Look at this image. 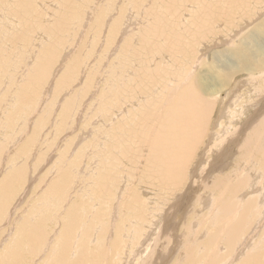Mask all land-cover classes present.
I'll return each mask as SVG.
<instances>
[{
    "label": "bare ground",
    "instance_id": "1",
    "mask_svg": "<svg viewBox=\"0 0 264 264\" xmlns=\"http://www.w3.org/2000/svg\"><path fill=\"white\" fill-rule=\"evenodd\" d=\"M37 1L38 0H4L2 4L0 3V29L2 30V26H4L6 27L4 31L7 30L8 27L14 28L16 25H21L16 21L18 17L19 20L23 19L26 21L30 19V13L42 12L43 15L47 14L49 17L45 22L40 20L43 31L35 30L37 36L35 39L32 36L37 44L35 48L38 49L39 46L42 47L39 48L41 49L39 52L40 55L38 54L39 56L37 53L35 55V52L38 51L34 49L28 60V66L30 63L33 65L36 63L35 66L32 65L36 68V73L33 72L32 66V68L29 66L27 72L26 70H20L21 72H19V75L23 72L21 76L22 81H20L21 83L19 82L20 84L17 85L18 87L16 86L17 91H15L16 89L14 88L15 90L12 92L11 103L9 104L10 108L4 107V111H1L2 113L0 112L2 115L6 112L5 118L1 115L4 119H2L3 123L0 124H3V126H5L4 128L12 134L18 122V118L20 119V117H22L21 120H23L24 115L28 116V113H31L38 104L41 103V96H39L40 89L44 85L45 79L51 80V78L49 79L46 77L51 70L50 66L55 58H64L65 54H67L66 52H68L67 50H69L68 48L70 45L65 48V45L68 44L63 43L72 35L70 32L71 29L77 25L85 30L89 26L90 29H87L89 31L87 32L91 33L96 39L98 35V39L101 38L103 40V37H105L104 30L100 26L101 23H95L93 21L95 25H89L91 17H89V11L87 10L99 5L97 0H39L41 7L46 9L33 7ZM119 1L120 0H114V4L112 3L113 10L115 8H117L116 11L118 10L119 19L112 25L110 24L111 27L109 26L110 30L107 34V41L105 40L104 43L102 42V46H104L102 54L107 52L109 54L107 55V59L108 57L110 58L109 71L107 70V76H109V78H106L107 81L104 80L105 84L101 92L102 100L99 101L100 105H98V111L95 110L97 113H94L95 116L92 119H89V117L85 123H87L88 120H90V123L84 126L89 128V124L92 125L93 122H100L102 124L99 141H96L97 144L92 141V143H90L92 148L89 147V149H87L89 154H94L95 149L93 148L96 147L99 155L94 159L101 163V167L99 168L100 171L96 169L94 173V175L97 173L100 175L90 180V184H93L95 188L91 190L90 188L88 189L87 195L89 201L92 203V205L89 204V206L95 207L101 203L108 205L109 199H111V207L112 209L115 208L116 217L110 224L114 225L119 217L123 215L122 220L125 222V227H123L121 221V238H131L132 241L128 242L130 247L132 242L137 239V236L138 239L136 241L138 242L137 244L134 243L135 245L132 247L141 243V236L148 238L154 234L163 220L164 211L166 215L173 217L171 218L173 219L171 224L169 219L164 218V222L159 229L160 233L157 235L158 237H163L161 243L163 247L156 250L157 252L154 253V264H264V234L259 238L257 237L258 232L262 231L260 228L264 225V63H261L260 60L258 64L244 66V68L241 69L240 67L235 68L233 73L237 72L238 74L236 76L233 75L235 81L233 79V81L229 83L232 74L229 72L222 74V72L216 70V64H219L222 69L223 65L220 59L215 60L214 70H212L216 78L215 88H218L215 90H213L214 88L209 90L205 87V79L208 72L205 74H201V71L198 72V68L204 64V58H209V45L214 44L213 40L216 38L222 39L221 35L223 34L221 33V27H225L224 29L230 31L229 34H225L229 36L231 33L234 34L233 29L236 27L234 25V20L238 23L237 20L239 19L241 25L238 26L242 27L244 23V27L252 26L255 24L254 20H257L258 16L260 18L264 16V0H246L248 2L240 0H122L121 6L118 4ZM91 2L95 3L93 4ZM100 2L103 9H106L104 4L105 0H100ZM250 2L253 3L250 4ZM25 3H27V5ZM110 4L107 3L109 7L112 5ZM29 5L30 7L28 8ZM52 5L54 9L50 10V6ZM103 9H99L98 11L94 10L93 13L94 16L97 19H101V21L105 20ZM253 9H255V18L240 16L241 12H250ZM91 12H93V10ZM112 12L110 14H112ZM94 16L93 18H95ZM236 16H239V18L235 19L234 17ZM261 21L263 22L264 20ZM102 25L105 26L104 23H102ZM24 26L25 25H23V27ZM80 28L74 27V29ZM237 28L235 30H237ZM263 28L264 22L262 26H256L251 32L240 39V42H238L236 38V41H233V39L228 40V38L225 39L227 41H224L229 43L227 47H231L236 43H240V46H244V44L250 46L256 43L251 42L252 44H250V40L255 41L258 39V36L260 39V35L257 33H261ZM218 31H220V34H218ZM224 31L225 30L222 32ZM66 32H70L71 35L67 37L68 34ZM13 34L15 35V33ZM76 34L78 36L81 33L77 32ZM0 36L1 39H6V36ZM239 36H243V34ZM17 39H24V37L16 35L15 38L10 41L7 38L4 48L7 49V47H10L11 49L14 46L15 49H17V45L21 42L20 40L18 43L19 40ZM220 39H218V41ZM70 43L72 46L74 45L72 42ZM94 43H97V41ZM93 45L94 44H92V46ZM106 45H108L107 49L105 48ZM249 46L248 48L244 46L243 50L235 49V47L222 51L220 52V58L235 56L242 59H251V56H254L255 53H251ZM61 50L62 53L60 54ZM74 51L75 50H72L71 53ZM74 54L77 55L71 59L73 60L72 62L69 60L68 69L65 71L67 74L65 77L61 75L62 77L59 79L58 84L60 83L61 89L65 87L68 81L65 80V78L67 77L69 80L74 79V74L79 70L76 64H78L80 56H78V52ZM100 54L99 52V55ZM262 55L263 54H259L260 58H262ZM70 57L71 55L66 57V59H70ZM192 57L193 59H191ZM241 63L243 62L241 61ZM25 66L24 67L27 68V65ZM256 67L258 71H252ZM240 72L244 73L241 74ZM50 73L52 72L50 71ZM10 78L11 77L6 74L3 80L5 82ZM14 79L17 78L15 77ZM52 83L54 84V80H52ZM11 86H15V84L13 85L11 82ZM8 88L9 85L6 93H9L11 90ZM67 91L69 92V88ZM210 91L211 93L208 95ZM254 91H256L254 95L255 98L251 102H248V106L244 100L245 93L248 92V94H253ZM10 93L9 95H11ZM62 93L60 95H62ZM54 94H56V92ZM21 96H25L27 102H22ZM54 96L57 97V95ZM6 97L8 98V96ZM211 97L214 98L213 102H210ZM9 98L7 99L8 101ZM6 99L4 101H6ZM54 99L49 101L53 100L57 103L58 101ZM44 100L46 102V99ZM44 100L42 102H44ZM72 100L74 101L75 99L72 98ZM3 104L0 103V109L5 105ZM62 104L64 105L66 102L64 103L63 101ZM92 104H94L93 106L91 105L92 108L97 107V102L94 101ZM43 105L44 104L41 106L42 109L44 108ZM65 106L67 107V104ZM73 106H71L72 108L70 107V110L73 109ZM129 106L132 107L130 108ZM67 109L69 108L67 107ZM48 110L50 109L48 108ZM241 110L243 112H248L250 115L248 116L246 114L248 117L244 119L245 114H237L238 111ZM13 113H17V115L11 118ZM65 113L68 114V112ZM69 114L70 116L68 117H71V112ZM76 115L72 117L74 118ZM84 117H86V115ZM84 119L85 118H83V120ZM73 120L75 123L76 120ZM43 122L45 121L43 120ZM74 123H72V125ZM74 126L69 127L72 128ZM231 128L235 130L233 129V132L230 133ZM84 131H86V128ZM77 132L75 134H77ZM17 139H19V137L15 140H11V144L15 143ZM31 139H28L29 145ZM6 140L8 141L7 138H5V141H2L6 143ZM19 140L21 141V139ZM33 140L34 139H32V141ZM2 141L0 142L1 144L4 143ZM211 144L213 145L210 147ZM221 144H223L222 147ZM136 146H138V148L133 151ZM217 146H219L218 149H216ZM21 148L24 151H22ZM25 148L27 147L24 146L23 148L21 146V151L19 153L24 154L22 152L30 149ZM35 151H39L37 146ZM35 151L34 153H36ZM14 152L16 153V150ZM202 153L204 157L202 160H199V155L201 156ZM233 154H236L234 162H227L226 160L228 157ZM10 156L11 154L9 157ZM15 156L13 155L12 158ZM62 156H64V154ZM17 157L19 158V156ZM9 159L10 162L13 160H11V158ZM76 159L78 160L79 157ZM16 160L19 161V159ZM198 160L200 161L199 163ZM7 161L5 159L6 163ZM18 163L20 164V162ZM205 165L206 167L204 169ZM2 169L3 168L0 170ZM3 170L5 172V169ZM26 170L27 169L22 167L20 170L21 172L15 171L10 174L8 171V175L4 173L6 176L0 181L1 218L4 216L3 212L7 210L8 200L15 195L16 187L19 181L23 179ZM136 170L140 172L139 178L137 177L138 179L132 177L133 171L137 172ZM148 170L150 171V175H148ZM1 174L2 173H0V178L4 175ZM70 178L71 171L69 168H66L64 172L61 171L59 179L52 181L53 183L47 184L46 189H53L55 192H66L67 184L71 180ZM189 178H195V180L193 179V189L195 188L197 193L194 190L188 193V206L184 207L182 210L179 209V206L182 205L180 201H183V198L181 199L180 194H178L180 200H177L172 205H165L162 208L165 203L167 204L168 199L173 194L178 193L179 190L187 185V180ZM131 181L132 183L130 184ZM76 186L78 185L76 184ZM130 186H139V190L143 188L145 195H147L146 197H149L146 198L142 195V197L135 196L134 194V197L131 195L132 203L128 201L127 204H125ZM184 189L183 191H185ZM189 189L190 187L187 188L188 191ZM90 192L91 195L88 194ZM154 192L159 194L157 202H159V200L161 202L163 201L161 207L152 206L153 204L151 205V198H156V195L153 196ZM139 193L143 194L140 191ZM72 195H74V193ZM161 202H159V205ZM126 205L127 209H124ZM18 208L15 209L17 210ZM87 208V205L82 207L73 206L71 211L72 214L70 211L67 214L69 220L67 228L64 229L63 237H65V239L60 247V264H123L124 262L126 264L125 257H121L123 250L122 240L120 239V241L117 237L115 242L114 240L112 241L115 245L111 244V242L108 243L107 238H112L113 232L111 233L104 224L100 226V229L97 227L100 232H98V237H95L98 240L96 245L99 251L91 254L88 253V249L91 248L90 246L92 245L91 241L94 240V231L91 233L92 236L89 240H86L84 235L80 233L79 235L81 236L77 237V233L80 232L79 228L83 227L81 230H84V227L90 223V218H88L89 223L82 221V214ZM161 208L162 210H160ZM116 209H121V211H117L116 213ZM90 210H92V208H90ZM79 211H82L81 215ZM187 211L191 213L192 216L186 218L188 215ZM91 212L92 211H89V213ZM181 212H184V215ZM6 213L7 212H5V214ZM89 213H86V216H89ZM104 213L105 212L101 209L95 216V220L97 218L100 219ZM36 215L37 214H34L33 216ZM17 216L19 217L16 219L20 220L21 215L17 214ZM33 216L29 217V221L24 220V222L21 220L23 223H21V226L18 228L19 236H17L18 238H16V241L13 240V245L4 244L5 236L1 237L3 244L0 247L2 249L5 248L7 254L0 257V264L31 263V253L26 256L19 251L20 248L22 249L28 246L31 247L32 250L35 245L43 244L41 251L47 254L51 246L56 244L57 237L62 235L63 229H61L62 232L58 231L59 234L55 226L49 236L45 238L42 221H34L38 216ZM11 218L13 220V216ZM17 220L16 222H18ZM102 221L105 222L106 220L102 219ZM109 221L110 219L107 222ZM20 222L17 224H20ZM59 224L61 225L62 223ZM10 226L12 225L10 224ZM25 227L29 228L22 231ZM166 228L168 230L164 233L163 231ZM247 228H249L248 233L252 231L255 235H251V233L247 234ZM14 230H17V225L7 228L6 231L9 232V234H7L10 235L12 234L11 231ZM117 231L119 230L117 229ZM136 233H138V235H136ZM203 235H205L203 238L207 235H209V238H205V241V239L201 238ZM51 236H54L52 240H50ZM14 237L15 235L13 238ZM115 237L116 236H114V238ZM96 245L93 244L95 247ZM107 245H109V247ZM157 245L155 244V246ZM79 247H81L79 250L81 252L80 255L77 257L74 256L76 259H72V254H75ZM144 247L145 246H143L142 249ZM133 250L134 248H132V251L130 250V253L139 252L137 248L135 249L137 251ZM140 251H142L143 254L141 248ZM42 252L40 253L42 254ZM135 255L137 256L139 254ZM151 255H149L148 260L151 259ZM173 256L174 259H172ZM44 257L45 254L42 255L41 261H43ZM137 257L141 258L142 256L140 255ZM231 257L233 258L232 260ZM33 264H36L35 261Z\"/></svg>",
    "mask_w": 264,
    "mask_h": 264
},
{
    "label": "rangeland",
    "instance_id": "2",
    "mask_svg": "<svg viewBox=\"0 0 264 264\" xmlns=\"http://www.w3.org/2000/svg\"><path fill=\"white\" fill-rule=\"evenodd\" d=\"M2 1H4V0H0V3L2 4ZM98 1V3H99V5H97V6H94L93 8H91L92 10H93V12H91L92 10L90 9H88L87 11H89V17H91L90 19V23H89V25L90 26H94L95 24L93 23V21L96 23V22H98V23H101V27H102V29L104 30V34H105V37H103V40L101 39V38H99L98 39V37H99V35H98V37H97V39H96V37H94V36H92V34L91 33H88L89 31V29H90V27L88 26L85 30H84V28H80L79 26H74L75 28H80V29H74V27L71 29V33H72V35H71V33L70 32H66L67 34V37H69L70 35V37L69 38H67V40H65L64 41V43L63 44H68V45H65V48H67L69 45V50H67L68 52H66L67 54H65V56H64V58H55V60L52 62V64H51V66H50V71L52 72V73H50V71H49V74H48V76L46 77V78H51V80H48V79H45V82H44V85L41 87V89H40V92H39V96H41L40 98H41V100L43 99H46V102H45V100H44V102H42L41 100H40V102L42 103V104H44L43 106H44V108L42 109V104L41 103H39L38 104V106L30 113H28L29 115L28 116H26V115H24V118H23V120H21L22 119V117H20V119L18 118V122L16 123V127L14 128V132H13V134L11 133V132H9L6 128H4L5 126H3V124H0V142L2 141V140H4L5 141V138H7L8 139V141L6 140V143L4 142V141H2V142H4V143H0V159H2V160H0V167L1 168H3V169H5V172H4V170L2 169V170H0L1 172L0 173H2V174H4V173H6L7 175L9 174V172H10V174H12V172H21L20 170H21V168L22 167H24L25 169H27L26 170V172H25V175H24V177H23V179L22 180H20L21 181V183H20V181H19V183H18V186L16 187V192L14 193L15 195H13L12 197H10V199L8 200V205H7V210L6 211H4L3 212V214H4V216H2V218L0 219V241L2 240L1 239V237L2 236H5L4 237V244L6 243L7 245H9V244H14V241H16V238H18L17 236H19V232H18V228L21 226V223H23V221L24 220H27V221H29V217L30 216H33L34 214H37L36 216H33V217H37L36 219H34V221H42V228H43V231H44V233H45V238L46 237H48L49 236V234L54 230V228H55V226H56V230H57V232L59 231V232H62L61 231V229H63V233H62V235L61 236H59V237H57V241H56V244H53L52 246H51V249H50V251L46 254V252H42L41 250H42V245L43 244H37V245H35L33 248H32V250H31V247H28V246H26V247H24V248H20L19 249V251L20 252H22L23 254H25L26 256L27 255H30V253H31V255L33 256V258H32V256H31V258H30V260H32L31 261V263H27V264H33L34 263V261H35V263L36 264H60V247L62 246V243L64 242V239H65V237H63V234H64V229L65 228H67V223H68V220H69V218H68V216H67V214H68V212L70 211V213H71V211H72V208H73V206L75 207H82V206H86L87 205V209H86V211L82 214V211H79V213H80V215L82 214V221H85V222H88L89 223V221H90V223L88 224V225H86L85 227H84V230H81V229H83V227H81V228H79L80 229V232H78L77 234H78V236L77 237H80L82 234L84 235V238L86 239V240H89V238L92 236L91 235V233L94 231V236H93V238H94V240H96V241H91V248H89L88 249V253L89 254H91V253H96V252H98L99 251V248H97V245H96V243H98V240L96 239L97 237H98V235H99V233L98 232H100L99 231V229L101 228L100 226L102 225V224H104L105 226H107L108 227V229H109V231H111V233H112V238H107V242L108 243H110L111 242V244H113V245H115V243H112V241L114 240V242L116 241L115 239H117V237H118V239L122 242V256L121 257H125V261H126V264H128V262H129V264H154V261H155V254L154 253H156L157 251L156 250H159V249H161L162 247H163V244H161L162 243V240H163V237H158V235H159V233H160V228H161V226H162V223L164 222V218H167V219H169L170 220V224H171V222L173 221V219H171V218H173V217H171V216H169V215H166V213H165V211H164V216H163V220H162V222L160 223V226L158 227V229L155 231L156 232V234H155V232H154V234L151 236V237H142L141 236V240H140V242L142 243H138V245L140 246H135V247H132V246H134L135 244H137V242L138 241H136L137 239H138V236H137V239H135V241H133L132 242V245H131V247H130V244L128 243V242H131L132 241V239L131 238H121V221H122V225H123V227H125V222H123V215H121V217H119V219L115 222V224L114 225H111L110 224V222H112L114 219H115V208H113L112 209V207H111V199H109V203H108V205L107 204H103V203H101V204H99V205H96L95 207H91V206H89V204H91L92 205V203L89 201V197H88V195H87V192H88V189L90 188V190L91 189H94L95 188V186L93 185V184H90V180H93L94 178L93 177H95V178H97L99 175H98V173L96 174V175H94V173L96 172V169H97V171L99 170V168L101 167V163H100V161H95V159L94 158H96V157H98V155H99V152H97V148L96 147H94L93 149H95V152H94V154H89V152H88V150L87 149H89V147L90 148H92L91 147V144L90 143H92V141H93V143L95 142L96 143V141H99V135H100V131H101V129H102V124L100 123V122H93L92 123V125L91 124H89V128L86 126V127H84L85 125H88V123H90L89 121L90 120H88V122L87 123H85L86 121H87V119L89 118V119H92L94 116H95V112L96 111H98V105H100V103H99V101L100 100H102V96H101V92L103 91V86H104V84H105V81H107V79L109 78V76H107V74H108V71H109V66H110V62H109V57H108V59H107V55H109L107 52L105 53H103L102 54V52H103V50H104V46H102V44L105 42V40L107 41V34L109 33V30H110V24L112 25L114 22H116V21H118V19H119V14H118V10L116 11V9L117 8H115L114 10H113V8H112V6H113V2H114V0H105V8L106 9H103V7L101 6V2H100V0H97ZM122 0H120L119 1V5L121 6V4H122V2H121ZM240 1H243V2H248V1H246V0H240ZM108 4H110L111 5V7H109L108 5H107V3ZM91 3H93V2H91ZM95 3V2H94ZM93 3V4H94ZM253 2H250V4H252ZM26 5H27V3H25ZM93 4H90V5H93ZM107 5V6H106ZM30 7V5L28 6V8ZM33 7H37V8H44V7H41V4H40V1L38 0L37 1V3L35 4V5H33ZM48 7V6H47ZM51 7V9L50 10H53L54 9V7H53V5L52 6H50ZM101 7V8H100ZM110 10V12H109V10ZM44 9H46V8H44ZM99 9H103V11H104V19L105 20H102L101 21V19H97L95 16H94V10H99ZM113 11V12H112ZM109 12V13H108ZM112 12V14H110ZM115 12V13H114ZM239 12V11H238ZM40 13H41V15H40ZM85 13V12H84ZM110 14V15H109ZM45 15V16H44ZM43 15V13L42 12H34V13H30V19H28V20H23V19H20V20H22V21H20L19 20V17H18V19H17V17H16V21L17 22H19L21 25H16L14 28L13 27H8L7 25V30H5L4 31V29H6V27H4V26H2V30L0 29V35H4V36H6L5 38V40L7 41V38H8V40L10 41V40H12V39H14L15 38V36L17 35H21L22 37H24V39H17V40H19L18 41V43L20 42V40H21V42L17 45V49H15V47L13 46L11 49H10V47H7V49L6 48H4L5 47V40L2 38L1 39V36H0V85H1V87H2V85L3 84H6V85H3V87L0 89V101H2V102H0L1 104H3V102H4V106L0 109V112L2 111H4V109L5 108H10V103H11V97H12V92H13V90H15V91H17V85L18 84H20L21 82L20 81H22V78H21V76H22V73H21V75H19L20 73L19 72H21L22 70L23 71H25L26 70V72H27V70H28V68H29V66L31 67L33 64L32 63H30V65L28 66V64H29V62H28V60H29V57H30V55H32V52H33V50L35 49L36 51H38V52H35V55H36V53H37V55L39 54L40 55V51H41V49H39V48H42L41 46H39L38 47V49H36L35 47H36V42H35V38H36V32H35V30H42L43 31V27H42V25L40 24V20H42L43 22H45V20H48V15L47 14H44ZM47 15V16H46ZM92 15V16H91ZM255 15V9H253L252 11H246V12H244V13H240V16L241 17H246V18H255L256 16H254ZM3 16V15H2ZM39 16V17H38ZM43 16H44V18H43ZM93 16L95 17V18H93ZM258 16V15H257ZM41 17V18H40ZM43 18V19H42ZM93 18V19H92ZM232 18V17H231ZM235 19H237V18H239V16L237 17H234ZM264 18V16H262L261 18L258 16L257 17V20H254L255 21V24H253L252 26H249V27H244V25H245V23L242 25V27L241 26H238V25H241L240 24V21H239V19L237 20V22L238 23H236L235 22V20L234 19H232V20H234V25L236 26H234V27H232V28H234L233 30H234V34H230L229 36H227V35H225V34H229L230 33V31L228 32L227 31V29H224L225 27H221V33L223 34V35H221V37H222V39H220V38H218V39H220L219 41H218V39L216 38L215 40H213L214 42V44H211V45H213V46H211V45H209V47H208V49H210L209 50V52H210V54H209V58L207 59H205L204 58V64L202 65V66H200L199 68H198V72L199 71H201V74H205V73H207V77H206V79H205V81H206V89H209V90H211L212 88H214L213 90H215V89H218V88H215L216 87V78H215V76L213 75V73H212V70H214V61L215 60H218V59H220L221 60V63H222V65H223V69H222V67L221 66H219V64H216V70H218L219 72H222V74L223 73H227V72H229L230 74H232V77L230 78V81H229V83H231L232 81H233V79H234V77H233V75L234 76H236L238 73L237 72H235V73H233L235 70V68H237V67H240V69L241 68H244V66H249V65H252V64H258V62L261 60V63H264V41H262V40H264V28H263V30L261 31V33H257L258 35H260V39H259V36H258V39H256L255 41L254 40H250V44H252L253 42H256V43H253L252 45H248L250 48H249V50L251 51V53H255V55L254 56H251V59L250 58H245V59H242V58H238V57H235V56H231V57H229V58H226V57H222V58H220V52H222V51H225V50H229V49H233V48H235V49H240V50H243L244 49V46L245 47H247L248 48V46L246 45V44H244V46L242 45V46H240V43L239 44H234V45H232L231 47H227L228 46V44L229 43H226L225 41H227V40H225V39H227L228 38V40L229 39H233V41H236L237 39V41L238 42H240V39H242L244 36H246L249 32H251L256 26H259L260 27V25L262 26V23L264 22H262L261 20H264L263 19ZM113 19V20H112ZM19 20V21H18ZM99 20V21H98ZM111 20V21H110ZM226 20H228V21H230L229 19H226ZM101 21V22H100ZM261 24H260V23ZM93 23V24H92ZM102 23H104L105 24V26L104 25H102ZM249 24V23H248ZM1 25V24H0ZM23 25H25L24 27H23ZM110 26V27H109ZM20 28V29H18V28ZM237 27H241V28H237ZM223 28V29H222ZM237 28V30H235ZM244 28V29H243ZM246 28V29H245ZM18 29V30H17ZM23 29V30H22ZM88 29V30H87ZM239 29V30H238ZM84 30V31H83ZM223 30H225L226 31V33H225V31L224 32H222ZM232 30V31H233ZM16 31V32H15ZM83 31V32H82ZM88 31V32H87ZM245 31V32H244ZM23 32V33H22ZM77 32H80L81 34L80 35H78L77 36ZM219 32V33H218ZM217 33L218 34H220V31H218ZM244 32V33H243ZM9 33V34H8ZM13 33H15V35L13 34ZM18 33V34H17ZM22 33V34H21ZM70 33V34H69ZM75 33V34H74ZM87 33V34H86ZM8 34V35H7ZM240 34H243V36H239ZM262 34V35H261ZM86 35V36H85ZM224 35H225V37H224ZM32 36H33V38H32ZM76 38H74V37ZM91 36V37H90ZM232 36H233V38H232ZM14 37V38H13ZM71 37H72V39H71ZM83 37V38H82ZM94 37V38H93ZM224 37V38H223ZM230 37V38H229ZM88 40H87V39ZM91 38V39H90ZM235 38H236V40H235ZM83 39V40H82ZM93 39V40H92ZM95 39V40H94ZM71 40H73V41H71ZM76 40V41H75ZM86 40V41H85ZM102 40V41H101ZM225 40V41H224ZM258 40V41H257ZM260 40V41H259ZM14 41V40H13ZM12 41V42H13ZM66 41H68V42H66ZM76 43H75V42ZM82 43H81V42ZM96 42L97 41V43H94V42ZM99 41V42H98ZM117 41L119 42V40L117 39ZM70 42H72L74 45V47L72 46V44L70 43ZM88 42V43H87ZM90 42V43H89ZM103 42V43H102ZM209 42V41H208ZM210 42H212V41H210ZM218 42H221V43H217ZM252 42V43H251ZM258 42V43H257ZM2 43V44H1ZM88 44V45H87ZM92 44H94L93 46H92ZM34 45V46H33ZM44 45V44H43ZM77 45V46H76ZM99 45V46H98ZM220 45V46H219ZM45 46V45H44ZM43 46V47H44ZM79 46V47H78ZM97 46H98V49H97ZM210 46H211V48H210ZM225 46V47H224ZM253 46V47H252ZM258 46V47H257ZM18 47H20V48H18ZM77 47V48H76ZM107 47H108V45H106V49H107ZM255 47V48H254ZM63 48V47H62ZM100 48V49H99ZM114 48V47H113ZM103 49V50H102ZM112 49V48H111ZM110 49V50H111ZM66 50V49H65ZM64 50V51H65ZM72 50H75L73 53H71V51ZM98 50V51H97ZM100 50V51H99ZM108 50H109V48H108ZM2 51V52H1ZM63 51V52H64ZM93 51H94V53H93ZM96 51V52H95ZM78 52V56H80V59H79V62H78V64H76L77 66H78V69L79 70H77V72L74 74V79H68L67 77L65 78V80H68L67 82H66V85H65V87L63 88L62 87V89H61V87H60V83L58 84V82H59V79L62 77V76H64L65 77V75L67 74V73H65V71L68 69L67 68V66L69 65V63H70V61L69 60H71L72 58H74L77 54H74V53H77ZM99 52L101 53L100 55H99ZM62 53V50H61V52H60V54ZM213 53V54H212ZM259 54H263L262 55V58H260V56H259ZM27 55V56H26ZM38 55V56H39ZM71 55V57H70V59L68 58V59H66V57H68V56H70ZM106 55V56H105ZM26 56V57H25ZM112 56V55H111ZM116 56V55H115ZM210 56H212V57H210ZM36 57V56H35ZM112 57H114V56H112ZM111 57V58H112ZM194 57V56H193ZM193 57L191 58V59H193ZM83 58V59H82ZM96 58V59H95ZM115 58V57H114ZM82 59V60H81ZM191 59H190V62H191ZM202 59H203V57H202ZM73 60H71V62H72ZM241 61L243 62V63H241ZM35 62V61H34ZM96 62V63H95ZM109 62V63H108ZM107 63H108V65H107ZM35 64L36 63H34V65L33 66H35ZM103 66H102V65ZM22 65V66H21ZM25 65H27V68H25L26 66ZM79 65H81V66H79ZM25 66V67H24ZM32 66V67H33ZM108 66V67H107ZM31 67V68H32ZM53 67V68H52ZM59 67V68H58ZM102 67V68H101ZM21 68V69H20ZM24 68V69H23ZM85 68V69H84ZM19 69V70H18ZM34 69H35V71H34ZM59 69V70H58ZM84 69V70H83ZM222 69V70H221ZM21 70V71H20ZM54 71V73H53V71ZM108 70V71H107ZM36 68L35 67H33V72H35L36 73ZM103 71H104V73H103ZM252 71H254V72H257L258 71V69H257V67L256 68H254ZM25 72V73H26ZM57 72V73H56ZM107 72V73H106ZM29 73H32V72H29ZM241 74L242 73H244V72H240ZM9 75L11 78H12V80H11V78L9 79V80H7V81H5L4 82V80H3V77L5 76V75ZM104 74V75H103ZM106 74V75H105ZM19 75V76H18ZM51 75V76H50ZM62 75V76H61ZM82 76V77H81ZM95 76H97V77H95ZM103 76V77H102ZM17 78V79H14V78ZM20 77V78H19ZM25 77V76H24ZM102 77V78H101ZM105 77V78H104ZM56 78V79H55ZM79 78V79H78ZM99 78V79H98ZM107 78V79H106ZM240 78V77H239ZM238 78V79H239ZM14 79V80H13ZM52 80H54V84L52 83ZM105 80V81H104ZM8 81H10V82H8ZM16 81H17V83H16ZM49 81V82H48ZM234 81H235V79H234ZM11 82H12V84L14 85L15 84V86H11ZM14 82V83H13ZM20 82V83H19ZM88 82H89V85H88ZM101 82V83H100ZM9 83V84H8ZM76 83V84H75ZM228 83V84H229ZM8 85H9V88L12 90H10L9 88V90H10V94L11 95H9V93L7 92L6 93V90H7V87H8ZM11 86V87H10ZM17 86V87H16ZM45 86V87H44ZM47 87H49V88H47ZM71 87V88H70ZM89 87V88H88ZM15 88V89H14ZM55 88V89H54ZM68 88H69V92L67 91L68 90ZM52 89H54V90H52ZM43 90V91H42ZM99 90V91H98ZM212 90V91H213ZM8 91V90H7ZM49 91V92H48ZM54 91V92H53ZM74 91V92H73ZM43 94H42V93ZM56 92V94H54ZM63 92V93H62ZM79 94H78V93ZM255 92L256 91H254V93L253 94H248V92L247 93H245V96H244V100H245V102L247 103V105H248V102H251L252 100H254V98H255ZM48 93V94H47ZM62 93V95H60ZM71 95H70V94ZM98 93V94H97ZM211 93V91L210 92H208V95ZM41 94V95H40ZM47 96H46V95ZM78 94V95H77ZM248 94V95H247ZM53 95V96H52ZM54 95H57V97L56 96H54ZM59 95V96H58ZM94 95H96V96H94ZM253 95V96H252ZM6 96H8V98H9V96H10V98H9V101L7 100L8 98L6 97ZM61 96V97H60ZM63 96V97H62ZM7 99H6V98ZM48 97V98H47ZM50 97H51V99H54L55 101H58L57 103L56 102H54L53 100L52 101H49V100H51L50 99ZM21 98V100H22V102H27V99H26V97L25 96H21L20 97ZM72 98L73 99H75L74 101H76V102H74L73 100H72ZM98 98H100V99H98ZM6 99V101H4ZM70 101H69V100ZM60 100V101H59ZM70 102V104H69V102ZM213 100H214V98L213 97H211L210 98V102H213ZM243 100V101H244ZM249 100V101H248ZM63 101H64V103L66 102V104H67V107L69 108V109H67V107L65 106L66 104H62L63 103ZM97 102V107H94V108H92L91 107V105L93 106L94 104H92V102ZM6 102V103H5ZM8 102V103H7ZM51 102V103H50ZM68 102V103H67ZM259 102V101H258ZM62 105H61V104ZM72 103V104H71ZM74 103H76V104H74ZM260 103V102H259ZM40 104H41V106H40ZM46 104H48V105H46ZM57 104V105H56ZM80 104V105H79ZM73 105H75V106H73ZM1 106V105H0ZM6 106H8V107H6ZM41 108H40V107ZM51 106V107H50ZM54 106V107H53ZM71 106H73V109H71L70 110V107ZM249 106V105H248ZM5 107V108H4ZM38 107H39V109H38ZM130 108L132 107V106H129ZM46 108V109H45ZM48 108L50 109V110H48ZM57 108V109H56ZM72 108V107H71ZM77 108V109H76ZM45 109V110H44ZM52 109V110H51ZM60 109H61V111H60ZM66 109H67V111H66ZM87 109V110H86ZM14 110V109H13ZM13 110H11V111H13ZM47 110V111H46ZM96 110V111H95ZM254 110V109H253ZM39 111V112H38ZM43 111H45V112H43ZM55 111H57V112H55ZM89 111V112H88ZM1 112V113H2ZM52 112V113H51ZM64 112V113H63ZM65 112H68V114H66ZM71 112V117L72 116H74V115H76V112H77V115L73 118L72 117V119H71V117H68V116H70V113ZM85 113V114H84ZM97 113V112H96ZM240 113H243V114H245L244 115V119H246V117H248L250 114L248 113V112H243L242 110L241 111H238V113L237 114H240ZM5 114H6V112H4L3 113V115L2 114H0V123H3V121H2V119H4L5 118ZM48 114V115H47ZM50 114V115H49ZM62 114H64V115H62ZM84 114V115H83ZM248 116H247V115ZM1 115H2V117H4V118H2L1 117ZM15 115H17V113H13V115L11 116V118L13 117V116H15ZM38 115V116H37ZM39 115H41V116H39ZM83 115V116H82ZM86 115V117H84ZM88 115H90V116H88ZM35 117V118H34ZM46 117V118H45ZM62 117H64V118H62ZM85 118L84 120H83V118ZM37 118H38V120H37ZM66 118V119H65ZM70 119V121H69V119ZM41 119H43L45 122H43V120H41ZM46 119V120H45ZM56 119V120H55ZM73 119H75L76 120V124L74 123V120ZM20 120V121H19ZM29 120V121H28ZM53 120H55V121H53ZM60 120V121H59ZM47 121V122H46ZM62 121H63V123H62ZM65 121V122H64ZM67 121V122H66ZM69 121V122H68ZM78 121V122H77ZM5 122V121H4ZM20 122V123H19ZM84 122V123H83ZM54 123V124H53ZM72 123H74L73 125H72ZM80 123H82V124H84V125H82V124H80ZM56 124V125H55ZM66 124V125H65ZM100 124H101V126H100ZM42 125V126H41ZM75 125V126H74ZM78 125H79V127H78ZM45 126H46V128H45ZM61 126V127H60ZM63 126V127H62ZM69 126H74V127H69ZM80 126H81V128H80ZM83 126V127H82ZM94 126V127H93ZM97 128H96V127ZM93 128V131H92V128ZM21 128V129H20ZM63 128V129H62ZM70 128V129H69ZM79 128V129H78ZM85 128H86V131H84L85 130ZM47 129V130H46ZM49 129V130H48ZM59 129V130H58ZM72 129V130H71ZM82 131H81V130ZM84 129V130H83ZM233 129L234 128H231L230 129V133L231 132H233ZM3 130V131H2ZM8 132H7V131ZM60 130H61V132H60ZM63 130V131H62ZM71 130V131H70ZM88 130V131H87ZM99 130V131H98ZM235 130V129H234ZM5 131V132H4ZM78 131V132H77ZM79 131H81V132H79ZM72 133V135H71V133ZM77 132V134H75ZM98 132V133H97ZM229 132V131H228ZM1 133H2V135H1ZM4 133V134H3ZM6 133V134H5ZM80 133H81V135H80ZM10 134V135H9ZM34 136H33V135ZM36 134V135H35ZM66 134V135H65ZM97 134V135H96ZM6 135H8V136H6ZM12 135V136H11ZM39 135V136H38ZM70 135V136H69ZM29 136V137H28ZM31 136H32V139H34L33 141H32V139H31ZM41 136V137H40ZM5 137V138H4ZM11 137V138H10ZM19 137V139H21V141L19 140V139H17V141L15 142V143H12L11 144V140H15L16 138H18ZM66 137H67V139H66ZM72 137V138H71ZM74 137V138H73ZM92 138V139H91ZM10 139V140H9ZM28 139H31L30 140V145H29V140ZM39 140V141H38ZM74 140V141H73ZM10 142V143H9ZM25 142V143H24ZM74 142V143H73ZM37 143V144H36ZM65 143H66V145H65ZM9 144V145H8ZM22 144V145H21ZM25 144V145H24ZM89 144V145H88ZM97 144V143H96ZM95 144V145H96ZM6 145V146H5ZM24 148V146L25 147H27V148H30V149H28V150H26L25 152H22V153H24V154H21V153H19L21 150H20V147L21 146ZM27 145V146H26ZM33 145V146H32ZM40 145V146H39ZM213 144H211L210 145V147L212 146ZM4 147V149H3V147ZM20 146V147H19ZM36 146L38 147V149H39V151L37 152V151H35L36 150ZM49 146H52V147H49ZM78 146V147H77ZM223 146V144H221V147ZM17 147H19V148H17ZM218 147L219 146H217L216 147V149H218ZM27 148H25V149H27ZM65 148V149H64ZM78 148V149H77ZM138 148V146H136L135 148H134V150L133 151H135L136 149ZM22 149V148H21ZM16 150V153L14 152ZM18 150V151H17ZM62 150V151H61ZM66 150V151H65ZM85 150H86V152H85ZM22 151H24L23 149H22ZM34 151L36 152V153H34ZM60 151V152H59ZM199 151V150H198ZM215 151V150H214ZM2 152V153H1ZM11 152V153H10ZM9 153V154H8ZM15 153V154H14ZM18 153V154H17ZM75 153V154H74ZM199 153V152H198ZM11 154V156L9 157V155ZM17 154V155H16ZM21 154V155H20ZM64 154V156H62ZM15 156V157H13L12 158V156ZM24 155V156H23ZM31 155H32V157H31ZM94 155V156H93ZM4 156H5V159H6V161H7V159H8V161L10 160L9 158H11V162L9 161H7V163L5 162V159H4ZM17 156H19V158L17 157ZM8 157V158H7ZM26 157V158H25ZM31 157V158H30ZM39 157V158H38ZM58 157H60V158H58ZM77 157H79V159L77 160L76 158ZM199 160H202V158L204 157L203 156V153L201 154V156L199 155ZM235 157H236V154H233V155H231V156H229L228 157V159L226 160L227 162H229V163H233L234 162V159H235ZM19 159V161L18 160H16V159ZM88 158V159H87ZM16 160V162H15V160ZM30 159V160H29ZM44 159V160H43ZM82 160V161H81ZM198 160V163L200 162ZM13 161H14V163H13ZM81 161V162H80ZM3 162H5V163H3ZM18 162H20V164L18 163ZM68 162V163H67ZM3 165H2V164ZM95 164V166H94V164ZM4 164H6V165H4ZM12 164H14V165H11ZM63 166H62V165ZM2 165V166H1ZM8 165V166H7ZM18 165V166H17ZM22 165H25V166H22ZM4 166V167H3ZM10 166V167H9ZM13 166H14V168H13ZM62 166V167H61ZM85 166V167H84ZM9 169H8V168ZM12 167V168H11ZM15 167H16V170H15ZM18 167H19V169H18ZM61 167V169H60V171H59V168ZM69 168V170L71 171V180H70V182L67 184V190H66V192H55L53 189H46V186H47V184H49V183H53L52 181H55V180H57V179H59L60 178V173H61V171L62 172H64V169H66V168ZM196 167V166H195ZM205 167H206V165L204 166V169H205ZM0 168V169H1ZM6 168H7V170H6ZM13 170V171H12ZM83 170V171H82ZM9 171V172H8ZM100 171V170H99ZM137 172H134L133 171V173H132V177L134 178V179H138L139 178V174H140V172L138 171V170H136ZM28 172V173H27ZM86 172V173H85ZM89 173V174H88ZM135 173V174H134ZM137 173V174H136ZM1 174V175H2ZM6 174H4V175H2L1 177L2 178H0V181L2 180V179H4V177L6 176ZM32 175V176H31ZM58 175V176H57ZM148 175H150V171L148 170ZM50 176V177H49ZM81 176V177H80ZM138 177V178H137ZM27 178H28V180H27ZM52 179V180H51ZM79 179V180H78ZM194 180H195V178H193ZM192 178H189L188 180H187V185L185 186V187H183V189L186 191L187 190V188L188 187H190V189H189V191L187 192H185V191H183V189H181V190H179V192L178 193H176V194H173L169 199H168V202H167V204L165 203L164 205L162 204L163 203V201L161 202L160 200H159V202H161L160 203V205H159V202H157L158 201V199H159V197H158V195L159 194H156L155 192L153 193V196H155L156 198H151V205L152 206H159V207H161L162 205V208L166 205V206H168V205H172V204H174L177 200H180V198L178 197V194H180V196H181V199L183 198V201H180V202H182L180 205L181 206H179V209L180 210H182L184 207H187L188 206V204H187V202L189 201L188 200V193L191 191V190H196L195 188L193 189V187H194V180H193ZM75 180H76V182H75ZM193 180V181H192ZM79 182V183H78ZM75 183V184H74ZM132 183V181L130 182V184ZM36 184V185H35ZM76 184L78 185V186H76ZM31 185H32V187H31ZM75 185V186H74ZM80 185V186H79ZM90 185V186H89ZM20 186V187H19ZM24 186V187H23ZM19 187V188H18ZM76 187V188H75ZM23 188V189H22ZM30 188V189H29ZM44 188V189H43ZM78 188V189H77ZM80 188V189H79ZM145 188L147 189V187L145 186ZM72 189V190H71ZM83 189V190H82ZM132 190V191H131ZM139 186L137 187V186H130L129 187V193H128V196H127V198H126V200H125V204H127V202L129 201V202H131L132 203V200H131V195L134 197V194H135V196H147V195H145V193H144V190H143V188L141 189V190H139L141 193H143V194H140L139 193ZM26 191H28V192H26ZM68 191V192H67ZM82 191V192H81ZM30 192V193H29ZM196 192V191H195ZM20 193V194H19ZM67 193V194H66ZM74 193V195H72V194ZM140 195H139V194ZM186 193V194H185ZM197 193V192H196ZM72 196H71V195ZM89 195H91V192L90 193H88ZM68 195V196H67ZM76 195V196H75ZM82 195H83V197H82ZM74 196V197H73ZM141 196V197H142ZM67 197V198H66ZM68 197H69V199H68ZM149 197V196H148ZM148 197H146V198H148ZM158 197V198H157ZM176 197H177V199H176ZM28 198V199H27ZM77 198V199H76ZM173 198V199H172ZM66 199H67V201H66ZM156 201H155V200ZM172 199V200H171ZM175 199V200H174ZM26 200V201H25ZM69 200V201H68ZM163 200V199H162ZM171 200V201H170ZM64 201H65V203H64ZM9 202H10V204H9ZM75 203H77V204H75ZM155 203H158V204H155ZM169 203V204H168ZM17 204V205H16ZM110 204V205H109ZM78 205H80V206H78ZM148 205H149V203H148ZM25 206V207H24ZM106 206V207H105ZM108 206H109V208H108ZM19 207V208H18ZM24 207V208H23ZM105 207V208H104ZM111 207V208H110ZM126 207V208H125ZM124 207V209H127V205ZM182 207V208H181ZM15 208H18L17 210L15 209ZM67 208V209H66ZM90 208H92V210H90ZM162 208L160 209V210H162ZM69 209V210H68ZM79 209H81V208H79ZM89 209V210H88ZM94 209V210H93ZM103 210L105 213L101 216V221H100V219L99 218H97L96 220H95V216L98 214V212L100 211V210ZM26 210V211H25ZM83 210V209H82ZM88 210V211H87ZM123 210V209H122ZM89 211H92L91 213H89ZM117 211H121V209L119 210V209H116V213H117ZM197 211V210H196ZM5 212H7L6 214H5ZM16 212V213H15ZM20 213V214H19ZM86 213L88 214L89 213V216L87 215L86 216ZM183 215H184V212H181ZM187 213H188V215L186 216V218L188 217V216H192L191 215V213H189L188 211H187ZM17 214L18 215H21V217H20V220H17L18 218L17 217H19V216H17ZM72 214V213H71ZM107 214V215H106ZM112 214V215H111ZM15 215H16V217H15ZM13 216V220H12V217ZM93 216V217H92ZM195 216V215H194ZM106 217V218H105ZM113 217V218H112ZM168 217H170V218H168ZM11 218V219H10ZM17 218V219H16ZM88 218H90L89 219V221H88ZM105 218V219H104ZM121 218V219H120ZM185 218V219H186ZM85 219H87V220H85ZM102 219L103 220H106L105 222L104 221H102ZM110 219V221L109 222H107L108 220ZM10 220V221H9ZM16 220L18 221V222H20L21 220H23V221H21L20 222V224H17L18 222H16ZM120 220V221H119ZM57 221H58V223H57ZM25 222V221H24ZM102 222V223H101ZM107 222V223H106ZM16 223V224H15ZM57 223V224H56ZM59 223H62L61 225L59 224ZM83 223V222H82ZM119 224V226H118V224ZM10 224L12 225V226H14V225H17V230H14V231H16V232H14V231H11L12 232V234H10V235H8L9 234V232H7L6 230H7V228H10V227H12V226H10ZM59 225V226H58ZM9 226V227H8ZM62 226H63V228H62ZM118 226V227H117ZM61 227V228H60ZM99 229H98V228ZM110 227V228H109ZM113 227V228H112ZM29 227H25L22 231H25V230H27ZM96 228V229H95ZM117 229L119 230V231H117ZM262 231L260 232H258V235H257V237L259 238L261 235H263L264 234V225H263V227L262 228H260ZM96 230V231H95ZM113 230V231H112ZM168 229L166 228L163 232L165 233L166 231H167ZM82 231V232H81ZM248 231H249V228H247L246 229V233L247 234H250L251 233V235H255V233L254 232H252V231H250L249 233H248ZM58 232V233H59ZM115 232V233H114ZM7 235H6V234ZM79 233L81 234V235H79ZM164 233H163V235H164ZM262 233V234H261ZM60 234V233H59ZM158 234V235H157ZM243 234H244V231H243ZM12 235V236H11ZM15 235V237L13 238V236ZM118 235V236H117ZM119 235H120V237H119ZM136 235H138V233H136ZM114 236H116L115 238H114ZM205 235H203V236H201V238H203ZM264 236V235H263ZM96 237V238H95ZM167 237V236H166ZM8 238V239H7ZM54 238V236H51L50 237V240H52ZM206 239H208L209 238V235H207L206 237H205ZM205 238H203V239H205ZM92 239V238H91ZM125 239V240H124ZM129 239H131V240H129ZM154 241H153V240ZM206 239H205V241H206ZM8 240V241H7ZM14 240V241H13ZM111 240V241H110ZM143 240V241H142ZM160 240V241H159ZM124 241V242H123ZM125 241H126V243H125ZM153 241V242H152ZM93 242H95V243H93ZM146 242V243H145ZM2 243V241L0 242V246L3 244ZM135 243V244H134ZM146 245H145V244ZM157 245V244H159V245H157V246H155V244ZM93 244L94 245H96V247L95 246H93ZM111 244H110V246H111ZM108 247H109V245H107ZM143 246H145L143 249H142V247ZM125 247V248H124ZM155 247V248H154ZM80 248L81 247H79L78 249H77V251H76V253L75 254H72L73 255V258L72 259H76V257L77 256H79L80 255ZM132 248H134V250L133 251H137V250H135L136 248L138 249V251L139 252H135V253H133V252H131L130 253V250L132 251ZM140 248H141V250H143V254H142V251H140ZM147 248H149V249H147ZM154 249V250H153ZM25 250V251H24ZM54 250V251H53ZM5 251V252H4ZM24 251V252H23ZM146 253H145V252ZM150 251V252H149ZM19 252V253H20ZM29 252V253H28ZM40 252H42V254L40 253ZM125 252V253H124ZM140 252H141V254H140ZM153 252V253H152ZM175 253V252H174ZM5 254H7V251H6V249L5 248H1L0 247V257H2V255H5ZM43 254H45V257H44V259H43V261H41L42 260V255ZM135 254H139V255H137V256H142L141 258H139V257H137ZM152 254V255H151ZM184 254H185V252H184ZM40 255V256H39ZM149 255H151V259L150 260H148V257H149ZM187 255V254H186ZM74 256H76V257H74ZM176 257H178V256H176ZM5 258V257H4ZM143 258V259H142ZM132 259V260H131ZM172 259H174V256L172 257ZM233 258L231 257V260H232ZM130 260H131V263H130ZM160 260V259H159ZM41 261V262H40ZM152 261V262H151ZM38 262V263H37ZM138 262V263H137ZM71 264H73V263H71ZM123 264H125V262L123 263Z\"/></svg>",
    "mask_w": 264,
    "mask_h": 264
}]
</instances>
